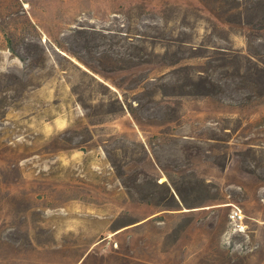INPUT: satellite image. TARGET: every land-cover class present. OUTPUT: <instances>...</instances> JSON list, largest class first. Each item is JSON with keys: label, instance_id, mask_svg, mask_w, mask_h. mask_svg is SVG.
I'll list each match as a JSON object with an SVG mask.
<instances>
[{"label": "rangeland", "instance_id": "obj_1", "mask_svg": "<svg viewBox=\"0 0 264 264\" xmlns=\"http://www.w3.org/2000/svg\"><path fill=\"white\" fill-rule=\"evenodd\" d=\"M0 264H264V0H0Z\"/></svg>", "mask_w": 264, "mask_h": 264}, {"label": "built area", "instance_id": "obj_2", "mask_svg": "<svg viewBox=\"0 0 264 264\" xmlns=\"http://www.w3.org/2000/svg\"><path fill=\"white\" fill-rule=\"evenodd\" d=\"M231 224L233 231L235 233H244L245 232V224H244V215L239 209H234L230 214Z\"/></svg>", "mask_w": 264, "mask_h": 264}, {"label": "trees", "instance_id": "obj_3", "mask_svg": "<svg viewBox=\"0 0 264 264\" xmlns=\"http://www.w3.org/2000/svg\"><path fill=\"white\" fill-rule=\"evenodd\" d=\"M191 80H192V79H191ZM192 81H193V80H192ZM194 81H195V80H194ZM194 81H193V82H194ZM193 82H192V85H193L194 88H198V89H199V88L205 87V84L202 83V82H194V83H193ZM204 89H205V88H204ZM191 92H192V94H194V93H196L197 91H193V90H192ZM205 92H206V91H205ZM205 92H203V93H205Z\"/></svg>", "mask_w": 264, "mask_h": 264}]
</instances>
